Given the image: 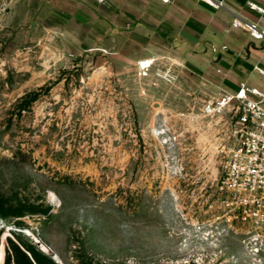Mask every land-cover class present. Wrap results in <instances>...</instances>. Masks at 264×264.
Returning a JSON list of instances; mask_svg holds the SVG:
<instances>
[{
  "label": "rangeland",
  "instance_id": "rangeland-1",
  "mask_svg": "<svg viewBox=\"0 0 264 264\" xmlns=\"http://www.w3.org/2000/svg\"><path fill=\"white\" fill-rule=\"evenodd\" d=\"M47 15L0 0V264H264L219 192L236 108L207 105L230 93Z\"/></svg>",
  "mask_w": 264,
  "mask_h": 264
},
{
  "label": "crops",
  "instance_id": "crops-1",
  "mask_svg": "<svg viewBox=\"0 0 264 264\" xmlns=\"http://www.w3.org/2000/svg\"><path fill=\"white\" fill-rule=\"evenodd\" d=\"M48 13L64 36L138 63L170 61L179 75L202 78L216 90L241 84L264 90V46L240 19L264 27V0H15Z\"/></svg>",
  "mask_w": 264,
  "mask_h": 264
},
{
  "label": "built area",
  "instance_id": "built-area-1",
  "mask_svg": "<svg viewBox=\"0 0 264 264\" xmlns=\"http://www.w3.org/2000/svg\"><path fill=\"white\" fill-rule=\"evenodd\" d=\"M252 7L264 15V9ZM233 27L248 29L252 39L264 46V27L248 25L240 19L233 22ZM152 64L144 61L140 69L147 72ZM257 70L264 75V69ZM159 75L169 82L175 80L170 70ZM231 108H236L232 126L234 143L225 152L219 192L235 219L264 230V90L243 83L236 93L223 95L207 105L209 112L221 113Z\"/></svg>",
  "mask_w": 264,
  "mask_h": 264
},
{
  "label": "trees",
  "instance_id": "trees-1",
  "mask_svg": "<svg viewBox=\"0 0 264 264\" xmlns=\"http://www.w3.org/2000/svg\"><path fill=\"white\" fill-rule=\"evenodd\" d=\"M16 256V264H41L40 261L36 258V256L30 259L23 253L20 255L19 252H16ZM20 256L22 257V259H20Z\"/></svg>",
  "mask_w": 264,
  "mask_h": 264
},
{
  "label": "snow or ice",
  "instance_id": "snow-or-ice-1",
  "mask_svg": "<svg viewBox=\"0 0 264 264\" xmlns=\"http://www.w3.org/2000/svg\"><path fill=\"white\" fill-rule=\"evenodd\" d=\"M241 95H243V93H241Z\"/></svg>",
  "mask_w": 264,
  "mask_h": 264
}]
</instances>
